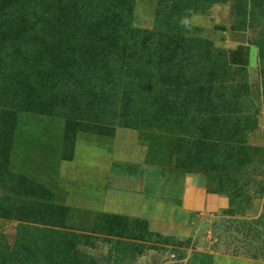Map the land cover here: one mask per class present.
<instances>
[{
    "label": "rangeland",
    "instance_id": "374dc122",
    "mask_svg": "<svg viewBox=\"0 0 264 264\" xmlns=\"http://www.w3.org/2000/svg\"><path fill=\"white\" fill-rule=\"evenodd\" d=\"M249 17L235 0H0V263L44 264L52 237L78 234L71 264H264V18ZM191 38L227 62L213 94L247 82L242 140L259 151L237 164L196 113L154 104L169 74L207 79ZM138 194L150 215L128 214Z\"/></svg>",
    "mask_w": 264,
    "mask_h": 264
},
{
    "label": "trees",
    "instance_id": "16d2710c",
    "mask_svg": "<svg viewBox=\"0 0 264 264\" xmlns=\"http://www.w3.org/2000/svg\"><path fill=\"white\" fill-rule=\"evenodd\" d=\"M195 1H201L204 4L209 0ZM251 1L252 7L249 11L246 3L247 0H235V13L240 17L238 18V23L245 24L248 14H250L249 20L252 25L260 23L261 19L264 18V0ZM118 27L119 25L116 24V28ZM254 41L260 48L264 86V25ZM187 43L188 50L197 52L200 56L199 65L202 70L209 63L207 79L201 82L191 75L188 76L187 73L179 76L169 74V78L165 84L160 87H154L155 92L153 93L156 109L166 116H177V121L180 123L185 121L189 113H196L202 127L210 131L215 137L216 141L214 145L216 149L221 148L224 160H227L231 164H237L242 158L247 159L252 151H259L258 148L246 145L242 140L243 127L249 124L248 120L245 122L243 119L246 107L244 96L249 94L247 82L246 80L240 81L238 85L239 90L234 94H213L214 84L221 79L222 75L229 72L226 60L223 59L220 52H214L212 42L208 40L191 38ZM127 48H131V46H127ZM131 53L132 51H129V59L132 58ZM243 71L242 68L235 69V73H242ZM107 87V84L98 86L93 84L86 89L85 96L88 97L90 95L92 97L93 95L91 98L92 102L96 103V105H103V102L100 103V99L103 97L104 90ZM131 87L134 88L135 86ZM109 100L111 101V99ZM109 100H106L107 103L113 104V102H108ZM105 106L103 105V108ZM194 119L195 117H191V120ZM212 158L216 159V155H213ZM81 238L78 234H75L70 239L61 237L58 241H55L52 237V240L46 243L42 249L41 262L49 264L56 253L64 255L66 257L64 261L67 264H71L74 258L73 253L77 250Z\"/></svg>",
    "mask_w": 264,
    "mask_h": 264
},
{
    "label": "crops",
    "instance_id": "0c3cea01",
    "mask_svg": "<svg viewBox=\"0 0 264 264\" xmlns=\"http://www.w3.org/2000/svg\"><path fill=\"white\" fill-rule=\"evenodd\" d=\"M108 167V166H107ZM108 172L106 171H103L101 170L100 171V174H98L97 176L98 177H101V176H105ZM91 176H94V175H91ZM95 176V177H97ZM110 197L111 199L113 200V198H116V196H114V194H110ZM90 198V197H89ZM95 199V198H93ZM133 201L130 205V208H131V212H129L128 214H135V215H140V216H147L148 214L150 215L154 210H150L149 206H150V202L151 200L145 198L144 196H141L140 194H138L136 197H133L132 198ZM92 200V198L90 199V201ZM89 201V203L91 204V202ZM115 202V201H113ZM104 205H107L109 206L111 204V200L110 198L107 200V201H103ZM152 204L155 205V203L152 202ZM116 206V205H115ZM160 206V205H159ZM158 207V206H157Z\"/></svg>",
    "mask_w": 264,
    "mask_h": 264
}]
</instances>
